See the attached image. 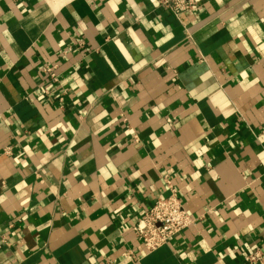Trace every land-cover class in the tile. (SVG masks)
<instances>
[{"label":"crops","instance_id":"1","mask_svg":"<svg viewBox=\"0 0 264 264\" xmlns=\"http://www.w3.org/2000/svg\"><path fill=\"white\" fill-rule=\"evenodd\" d=\"M167 178L195 224L147 253ZM0 235V264H264V0H0Z\"/></svg>","mask_w":264,"mask_h":264},{"label":"built area","instance_id":"2","mask_svg":"<svg viewBox=\"0 0 264 264\" xmlns=\"http://www.w3.org/2000/svg\"><path fill=\"white\" fill-rule=\"evenodd\" d=\"M203 2L204 0H158L159 6L169 11L178 20L193 8L201 6ZM44 71L53 83L58 82L54 68L47 67ZM6 153L9 154L8 151ZM166 183L171 189V196L153 202L151 208L147 210L143 218L133 225V230L147 253L155 252L171 244L176 236L190 229L195 224L194 219L184 209L182 201L178 196V191L168 178L166 179ZM13 228L14 226L10 225V229ZM4 245H7V238L0 235V248ZM250 260L260 261L262 258L257 253Z\"/></svg>","mask_w":264,"mask_h":264}]
</instances>
